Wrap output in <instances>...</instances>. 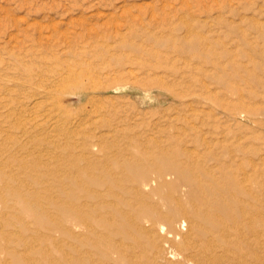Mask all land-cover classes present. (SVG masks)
<instances>
[{
	"label": "rangeland",
	"instance_id": "obj_1",
	"mask_svg": "<svg viewBox=\"0 0 264 264\" xmlns=\"http://www.w3.org/2000/svg\"><path fill=\"white\" fill-rule=\"evenodd\" d=\"M61 73L89 79L81 90L52 91L61 103L57 122L70 135L62 141L77 148L90 141L99 148H135L152 165L159 162L151 154L162 148L189 152L217 177L247 175L262 196L264 0H0V99L8 95L29 106L39 102L32 110H56L34 87L52 89ZM67 148L62 143L61 151ZM95 156L78 157L86 170L79 181L97 173ZM149 176L154 189L159 174ZM152 202L163 204L156 196ZM164 210L163 232L178 231L175 221L183 215ZM258 212L255 231L264 239V210ZM110 217L93 208L80 237L93 239L86 232L99 234ZM197 225L186 220L182 239H200ZM164 233L155 226L136 239H164ZM165 239L170 247L157 240L154 254L192 253Z\"/></svg>",
	"mask_w": 264,
	"mask_h": 264
},
{
	"label": "bare ground",
	"instance_id": "obj_2",
	"mask_svg": "<svg viewBox=\"0 0 264 264\" xmlns=\"http://www.w3.org/2000/svg\"><path fill=\"white\" fill-rule=\"evenodd\" d=\"M71 76L59 74L52 89L34 87L57 112L32 110L39 102L29 106L8 95L0 99V264H264V239L255 231L258 209L264 210V190L262 196L255 193L244 174L217 177L209 167L195 164L189 152L162 148L151 154L159 162L152 165L147 154L135 148L122 151L116 143L99 148L90 141L75 147L68 142L65 123L57 122L61 103L54 97L81 90L89 80L86 73ZM63 135L68 140L62 141ZM62 143L68 147L64 152ZM85 152L96 155L98 171L79 181L86 170L77 159ZM152 170L159 174L154 189ZM199 171L202 178L196 175ZM167 175L174 177L165 183ZM153 196L163 204L154 205ZM93 208L111 217L101 221L99 234L86 232L95 239H83L78 231L87 225ZM163 209L183 215L175 221L178 231L163 232ZM186 220L191 226L199 223L200 239L188 234L182 239L179 232ZM155 226L164 239H136ZM165 238L192 253L182 256L172 249L173 260L163 250L154 254L157 240L168 246L170 239Z\"/></svg>",
	"mask_w": 264,
	"mask_h": 264
}]
</instances>
